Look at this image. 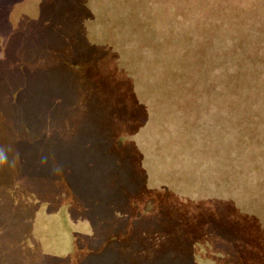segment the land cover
<instances>
[{
  "label": "trees",
  "instance_id": "1",
  "mask_svg": "<svg viewBox=\"0 0 264 264\" xmlns=\"http://www.w3.org/2000/svg\"><path fill=\"white\" fill-rule=\"evenodd\" d=\"M52 1H0V85L22 74L0 94L7 107H20L17 145L26 151L19 180L0 192V264L44 254L35 214H52L57 195L66 204L91 198L78 247L115 251L101 262L264 264V0H64L48 16L35 14ZM16 23L26 30L20 37ZM51 58L65 60L57 71L65 90L35 82L36 71L54 73L44 66ZM105 85L118 88V100ZM34 104L56 118L33 114ZM7 119L11 131L18 120ZM114 122H125L129 139L116 125L109 135ZM108 201L126 209L110 212ZM108 213L117 219L109 225ZM142 236L153 244L145 251L137 247Z\"/></svg>",
  "mask_w": 264,
  "mask_h": 264
},
{
  "label": "rangeland",
  "instance_id": "2",
  "mask_svg": "<svg viewBox=\"0 0 264 264\" xmlns=\"http://www.w3.org/2000/svg\"><path fill=\"white\" fill-rule=\"evenodd\" d=\"M2 1V0H0ZM10 3V0H7ZM16 1V0H14ZM57 1H64V0H53L50 6H46L45 8H43V11H35V14H37L39 16V14H46V16H48V14H52V12L54 11V7L53 5L57 3ZM47 5V4H46ZM14 6H20L18 4L13 5ZM31 6H38L37 3H33L31 4ZM45 6V4H44ZM48 8V9H46ZM24 9H28V7L24 8ZM18 10L17 14H19L20 12H23V10ZM34 9V8H32ZM52 10L51 12H49L50 10ZM49 10V11H48ZM13 11V10H12ZM32 11V10H31ZM48 13V14H47ZM22 16V13H21ZM14 31L17 32L19 31L20 36H22L23 32H26L25 29H19L18 23H16L14 25ZM62 33H65V29L62 30ZM44 36L50 40H60L61 37L58 34H51L49 32H46L44 34ZM12 40V39H11ZM11 40L8 39L7 43L5 44V47H9L11 44ZM18 41V40H17ZM15 41L14 38V44L17 42ZM4 47V46H3ZM65 51V49H62ZM5 54L3 53V51H0V59H3ZM23 56L24 54H20L19 58L20 60H13L12 62H10L9 66L10 68L13 66V70L15 69V67L17 66V64H20L21 61L23 60ZM44 62V61H43ZM46 65H44L45 67H51L54 70V73L52 75H49L48 70L43 71L42 73H39L36 71L37 73V77L38 79H35V82L40 83L41 88L45 89L47 87V85H51V86H58L59 82H62L61 85H59L57 87V89L54 92H58L59 90H65V78H61V74L58 71V69H62L65 70V60H59V63L54 60L53 58H51L49 61L45 62ZM16 64V65H15ZM9 71V69H7ZM6 72V71H5ZM4 73L3 71V64L0 65V75H2ZM8 73V72H6ZM14 73V72H13ZM94 76V75H93ZM5 78H9V80H3V83H1L0 85V92L2 93L3 91V86L4 84L7 82V85L9 87H4V90H8L10 88H14L15 86L17 87L20 78H22V74H14L13 76L10 77H4ZM13 79V81L11 80ZM40 79V80H39ZM23 84H27L30 83L24 79L21 80ZM3 84V86H2ZM106 86V85H105ZM107 89L109 90V87L106 86ZM112 87V86H111ZM41 88L39 89L41 91ZM98 89V87H96V83L93 86V88L89 91L95 93V90ZM118 88H112L111 90H109V96L110 98H114L117 97L115 99L118 100L119 98V94L117 93ZM41 93V92H40ZM132 96V94H128L126 97V100L123 99V102H127L129 101V98ZM37 99V98H36ZM134 99V98H133ZM38 100V99H37ZM118 102V101H117ZM147 103V102H146ZM29 111L32 112L33 114L35 113L36 115H42L44 117L50 118V119H55L56 115L55 114H49L47 112V109L39 104H34V106L29 107ZM11 111L12 113H10L8 116H6V114ZM20 112V107L19 105H13V107L9 108L7 107V102L5 101V99L1 96L0 94V149L4 150V153L7 157L6 160H0V192H5L8 189H10V187L13 185L12 183L9 184V182H13L11 180L15 179V180H19L17 178H14V176H18V173L20 172V168L18 167V164H20V159H24L25 157V149L20 147L19 145H17L18 139H19V134H18V130L16 129L18 127V125L21 123L19 122V117L20 114L18 113ZM14 117L16 118V121L18 120V122L12 125L13 128H11V131H9V129L7 128V117ZM18 116V117H17ZM97 117V115H95ZM40 117V116H39ZM59 124L57 125V129H64L65 128V117L63 120H58ZM125 122H123L121 125L119 124H115L112 123V125L109 128V135H111V133L113 132V125L119 126L121 127V131H123L124 134H126V136L128 137V126L124 125ZM106 126L108 127L109 123H106ZM131 126V125H129ZM9 132V133H7ZM5 133H7V135L5 136ZM59 135L58 139H62L65 137V135L60 133H57ZM57 135V136H58ZM108 137L110 139H112L114 141V139L116 140V136H109ZM127 137L125 138V145L127 146ZM102 140L105 139L106 143L104 144V141L102 142L103 145L99 146L102 150L106 147L107 141L109 142L107 136L104 137V134L101 136ZM129 139V137H128ZM136 139V134L133 133L130 135V142ZM65 146V145H63ZM59 147L58 149H60V153H61V158L62 161L65 162V148L64 147ZM38 152V151H37ZM40 153V152H38ZM125 154V153H124ZM21 155V156H20ZM102 155V154H101ZM127 155V154H125ZM103 156V155H102ZM39 161V160H37ZM39 162H44V161H39ZM18 163V164H17ZM22 163V162H21ZM17 164V166H15ZM41 165L43 167L42 164H38ZM38 165L32 167L33 172L38 171ZM135 165V164H133ZM24 168H22V171H25L26 173V166H23ZM49 168L54 169L55 171L59 170V167L56 169L55 166L51 167L48 165ZM81 169V168H80ZM138 170L140 169V166H138L137 168ZM115 171H117L114 168ZM45 171V170H44ZM84 172L81 173V176ZM142 173V171L140 172ZM52 178V176H47L46 178L49 179ZM7 180V182H6ZM2 189V190H1ZM57 191H60V187L58 186V188H56ZM32 190L35 191V189L32 186ZM60 193V192H58ZM90 197V196H89ZM122 197V195H121ZM60 195H57L55 200L52 202L53 205L56 207L52 214H49L47 212V214L44 211H48L47 209H45L44 207H42L41 209H38V213L35 214L36 215V221L35 223H37L38 227H41V232H40V239H41V249L42 252H44V254H40L37 253L39 255V260H37V254L36 252L31 254V260H30V264H46L47 260H46V254H50L52 256H54V261L52 262V264H106V263H113V264H129L128 260H121V262H118L119 259H117L116 257H109L106 258L105 261L101 262L100 257L103 254H109L112 255V253L114 254V252H112V249L107 247H102L99 249V247H93V250H91V248L89 247L88 249H86L85 247L80 249L78 247L79 244H81L79 242V232L78 229H81V225L82 224H86L87 220L84 217H90V214L87 213L88 211V206L90 204L91 198L87 199V202L85 201V197L83 195H74V197H72V200L69 201L68 204L67 200L65 201H61L60 202ZM65 204V206H63ZM107 204H109L110 207H114L113 211L110 212H116L117 207L120 206V209H126V205L123 204L121 206V204H116V203H110L109 201L107 202ZM52 206L50 205L49 207L46 208H51ZM14 212V211H13ZM8 211H3V218L6 220H10L11 217L8 216ZM15 214V213H13ZM34 215V216H35ZM105 215L103 217V222L105 224H111L112 222H115L117 219L116 217L111 213V214H103ZM112 215V216H111ZM91 216H93V214H91ZM210 219H214L215 216H209ZM28 220V219H25ZM114 225V224H113ZM114 231H116L117 229H119V227H114ZM213 233L217 234V228L214 227L213 229ZM221 230V229H219ZM243 230L245 231V229L243 228ZM69 232V234L67 236H65V233ZM232 230H228V229H223L221 231L222 235H231ZM245 235L243 234V237ZM242 237V239H244ZM153 244L152 242L148 241V239L145 236H142L139 240H138V246L140 250L145 251L146 249H150V247H152ZM83 247V245L81 246ZM258 247V246H257ZM258 249H260V247H258ZM171 250V249H170ZM100 251V252H99ZM156 251H158V249H156ZM161 251V250H159ZM144 257L141 258L142 262L140 264H148L147 261H145L146 259H143ZM165 260L162 261V264H165Z\"/></svg>",
  "mask_w": 264,
  "mask_h": 264
},
{
  "label": "clouds",
  "instance_id": "3",
  "mask_svg": "<svg viewBox=\"0 0 264 264\" xmlns=\"http://www.w3.org/2000/svg\"><path fill=\"white\" fill-rule=\"evenodd\" d=\"M6 159H7V157H6L5 153H4V150L0 149V160H6Z\"/></svg>",
  "mask_w": 264,
  "mask_h": 264
}]
</instances>
